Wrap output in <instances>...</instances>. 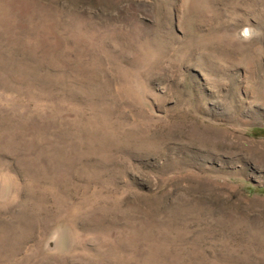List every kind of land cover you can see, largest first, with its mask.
Returning <instances> with one entry per match:
<instances>
[{"label": "rangeland", "instance_id": "obj_1", "mask_svg": "<svg viewBox=\"0 0 264 264\" xmlns=\"http://www.w3.org/2000/svg\"><path fill=\"white\" fill-rule=\"evenodd\" d=\"M0 264H264V0H0Z\"/></svg>", "mask_w": 264, "mask_h": 264}]
</instances>
